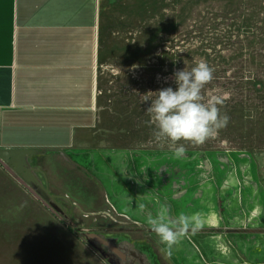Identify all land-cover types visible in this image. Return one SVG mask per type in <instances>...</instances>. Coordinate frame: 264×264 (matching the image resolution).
Listing matches in <instances>:
<instances>
[{"label":"rangeland","instance_id":"1","mask_svg":"<svg viewBox=\"0 0 264 264\" xmlns=\"http://www.w3.org/2000/svg\"><path fill=\"white\" fill-rule=\"evenodd\" d=\"M99 27V142L0 156V264H264V0H107ZM200 60L231 92L219 135L176 158L145 94ZM154 98V97H153ZM143 204L144 210L139 209ZM198 213L170 252L146 217Z\"/></svg>","mask_w":264,"mask_h":264},{"label":"crops","instance_id":"2","mask_svg":"<svg viewBox=\"0 0 264 264\" xmlns=\"http://www.w3.org/2000/svg\"><path fill=\"white\" fill-rule=\"evenodd\" d=\"M107 0H0V156L98 148Z\"/></svg>","mask_w":264,"mask_h":264},{"label":"clouds","instance_id":"3","mask_svg":"<svg viewBox=\"0 0 264 264\" xmlns=\"http://www.w3.org/2000/svg\"><path fill=\"white\" fill-rule=\"evenodd\" d=\"M214 71L205 60H200L191 69L173 73L175 89L169 86L144 95L143 102L150 101L145 112L150 117L147 123L154 126V139L167 142L176 158H184L187 153L185 144L178 142L204 145L229 124L230 117L221 108L231 99V92L219 88L205 92L214 79ZM138 207L143 211L145 206ZM146 223L169 252L189 233L196 234L204 227L198 213L174 217L167 204H160L155 216L149 212Z\"/></svg>","mask_w":264,"mask_h":264}]
</instances>
